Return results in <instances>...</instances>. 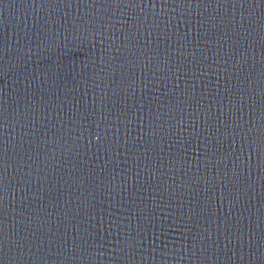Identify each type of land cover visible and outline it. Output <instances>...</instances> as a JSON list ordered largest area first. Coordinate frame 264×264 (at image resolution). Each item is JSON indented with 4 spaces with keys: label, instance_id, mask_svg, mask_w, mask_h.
<instances>
[{
    "label": "water",
    "instance_id": "1",
    "mask_svg": "<svg viewBox=\"0 0 264 264\" xmlns=\"http://www.w3.org/2000/svg\"><path fill=\"white\" fill-rule=\"evenodd\" d=\"M0 264H264V0H0Z\"/></svg>",
    "mask_w": 264,
    "mask_h": 264
}]
</instances>
